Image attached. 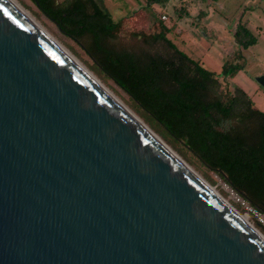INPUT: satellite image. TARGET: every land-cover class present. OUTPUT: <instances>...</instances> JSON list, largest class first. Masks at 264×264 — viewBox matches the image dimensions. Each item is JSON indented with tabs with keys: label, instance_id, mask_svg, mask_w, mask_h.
<instances>
[{
	"label": "water",
	"instance_id": "95a60500",
	"mask_svg": "<svg viewBox=\"0 0 264 264\" xmlns=\"http://www.w3.org/2000/svg\"><path fill=\"white\" fill-rule=\"evenodd\" d=\"M0 264H264V238L0 0Z\"/></svg>",
	"mask_w": 264,
	"mask_h": 264
},
{
	"label": "trees",
	"instance_id": "16d2710c",
	"mask_svg": "<svg viewBox=\"0 0 264 264\" xmlns=\"http://www.w3.org/2000/svg\"><path fill=\"white\" fill-rule=\"evenodd\" d=\"M30 2L152 127L264 214V113L243 90L229 91L220 81L240 69L238 64L216 74L176 49L159 30V36L150 30L122 36L102 0ZM233 38L242 49L256 43L240 23Z\"/></svg>",
	"mask_w": 264,
	"mask_h": 264
},
{
	"label": "rangeland",
	"instance_id": "374dc122",
	"mask_svg": "<svg viewBox=\"0 0 264 264\" xmlns=\"http://www.w3.org/2000/svg\"><path fill=\"white\" fill-rule=\"evenodd\" d=\"M15 1L81 64L92 71L190 169L228 199L238 211L246 213L244 206L235 200L217 175L207 171L181 146L172 143L152 127L129 97L112 81L96 74L91 67L92 63L84 53L70 39L63 36L30 0ZM102 1L117 23V32L122 36H128L131 32H149V30L159 36L161 34L159 32H162L176 49L216 74L221 73L225 65L238 64L240 69L233 70L225 81L220 79L222 86L229 91L234 87L240 88L249 96L255 107L264 113V89L256 82L257 77L264 75V0ZM162 16L166 19L162 20ZM238 23L244 25L256 38V43L247 49L235 45L233 33ZM154 25H157L155 29ZM238 52L241 58H238ZM249 215L250 222L264 235L256 219Z\"/></svg>",
	"mask_w": 264,
	"mask_h": 264
},
{
	"label": "bare ground",
	"instance_id": "6f19581e",
	"mask_svg": "<svg viewBox=\"0 0 264 264\" xmlns=\"http://www.w3.org/2000/svg\"><path fill=\"white\" fill-rule=\"evenodd\" d=\"M32 21H34L50 38H52L70 57H72L87 73H89L104 89H106L119 103H121L131 114L132 111H130L114 94L111 92L93 73L92 71H89L83 64H81L66 48H64L59 42L53 38L51 34H49L41 25L38 23L34 17L30 15L28 11H26L20 4H18L15 0H12ZM141 123H143L135 114H133ZM144 124V123H143ZM145 125V124H144ZM146 126V125H145ZM147 127V126H146ZM148 128V127H147ZM149 129V128H148ZM150 130V129H149ZM151 131V130H150ZM152 132V131H151ZM153 133V132H152ZM154 134V133H153ZM155 135V134H154ZM162 143H164L157 135H155ZM165 144V143H164ZM166 145V144H165ZM171 150V149H170ZM172 151V150H171ZM173 152V151H172ZM174 153V152H173ZM175 154V153H174ZM176 155V154H175ZM178 157V156H177ZM179 158V157H178ZM193 171V170H192ZM196 174V173H195ZM197 175V174H196ZM198 176V175H197ZM199 179H201L207 186H209L220 198H222L251 228H253L262 238H264V235L253 226V224L250 222V215L249 213H241L238 211L230 202L228 199H225L214 187L210 186L204 179H202L200 176H198Z\"/></svg>",
	"mask_w": 264,
	"mask_h": 264
},
{
	"label": "built area",
	"instance_id": "2783aa9c",
	"mask_svg": "<svg viewBox=\"0 0 264 264\" xmlns=\"http://www.w3.org/2000/svg\"><path fill=\"white\" fill-rule=\"evenodd\" d=\"M162 20H165L166 17L162 16ZM226 188L229 190L230 194L235 198V200L241 205L244 206L247 213L251 214L257 221V223L264 227V214L258 211L256 208L252 207L248 202H246L242 197H240L235 191L225 184Z\"/></svg>",
	"mask_w": 264,
	"mask_h": 264
},
{
	"label": "flooded vegetation",
	"instance_id": "af4514ba",
	"mask_svg": "<svg viewBox=\"0 0 264 264\" xmlns=\"http://www.w3.org/2000/svg\"><path fill=\"white\" fill-rule=\"evenodd\" d=\"M262 76V75H261Z\"/></svg>",
	"mask_w": 264,
	"mask_h": 264
}]
</instances>
